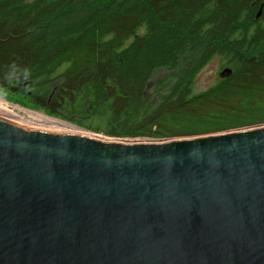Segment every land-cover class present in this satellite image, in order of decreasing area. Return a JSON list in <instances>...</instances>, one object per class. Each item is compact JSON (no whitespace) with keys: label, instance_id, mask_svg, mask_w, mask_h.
Wrapping results in <instances>:
<instances>
[{"label":"water","instance_id":"obj_1","mask_svg":"<svg viewBox=\"0 0 264 264\" xmlns=\"http://www.w3.org/2000/svg\"><path fill=\"white\" fill-rule=\"evenodd\" d=\"M0 264H264V123L112 138L0 97Z\"/></svg>","mask_w":264,"mask_h":264},{"label":"trees","instance_id":"obj_2","mask_svg":"<svg viewBox=\"0 0 264 264\" xmlns=\"http://www.w3.org/2000/svg\"><path fill=\"white\" fill-rule=\"evenodd\" d=\"M76 1L0 0V94L112 138L264 123V57L243 63L249 0H109L71 16ZM214 56L230 75L194 93Z\"/></svg>","mask_w":264,"mask_h":264},{"label":"rangeland","instance_id":"obj_3","mask_svg":"<svg viewBox=\"0 0 264 264\" xmlns=\"http://www.w3.org/2000/svg\"><path fill=\"white\" fill-rule=\"evenodd\" d=\"M108 1L109 0H77L75 2V4L73 5L72 9L70 10V15L74 16V15L86 13V12L92 10L93 8H95L99 5H102ZM224 63H225L224 60L220 59V57H218V56H214V57L210 58L208 60V62L199 71V73L196 75V77L194 79V83H193V88H192L193 92L198 93L200 91H203V90L211 87L218 80V77H217L218 72L223 70L221 68L222 67L228 68V67L222 66V65H224ZM0 97L3 99L9 100L11 102H14L16 104H19V105L35 112V113H42V114H45L47 116H50V117H53L56 119L64 120L66 122H69L71 124H74L76 126L84 128L86 130L92 131V132L97 133L99 135H105L104 126L102 125V123L99 120H97L95 118H92V119L77 118V117L70 116L67 114H65L66 116L65 115H63V116L50 115L49 113L44 112L40 109L30 107V106H28V105H26L20 101H17L8 95L0 94ZM234 129H238V128H233L230 130H234ZM216 132H218V131H216ZM209 133H214V132H209ZM203 134H207V133H203ZM196 135H201V134H196ZM105 136H107V135H105ZM187 136H193V135H187ZM108 137H110V136H108ZM177 137H184V136H177ZM172 138H174V137H172ZM137 139H139V138H137ZM154 139H156V138H154ZM159 139H163V138H159Z\"/></svg>","mask_w":264,"mask_h":264},{"label":"flooded vegetation","instance_id":"obj_4","mask_svg":"<svg viewBox=\"0 0 264 264\" xmlns=\"http://www.w3.org/2000/svg\"><path fill=\"white\" fill-rule=\"evenodd\" d=\"M242 21L243 31L241 33L245 35L246 40L254 34L257 35V44L254 43L251 47L246 46L243 51L245 58L243 63H252L264 57V0H249ZM250 58L252 59L249 60Z\"/></svg>","mask_w":264,"mask_h":264}]
</instances>
